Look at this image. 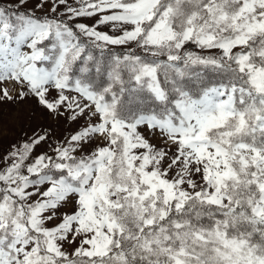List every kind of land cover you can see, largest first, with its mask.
<instances>
[{
  "label": "snow or ice",
  "instance_id": "obj_1",
  "mask_svg": "<svg viewBox=\"0 0 264 264\" xmlns=\"http://www.w3.org/2000/svg\"><path fill=\"white\" fill-rule=\"evenodd\" d=\"M0 264H264V0H0Z\"/></svg>",
  "mask_w": 264,
  "mask_h": 264
}]
</instances>
